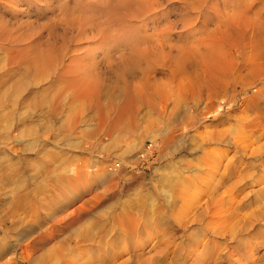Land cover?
Returning <instances> with one entry per match:
<instances>
[{
	"label": "rangeland",
	"instance_id": "374dc122",
	"mask_svg": "<svg viewBox=\"0 0 264 264\" xmlns=\"http://www.w3.org/2000/svg\"><path fill=\"white\" fill-rule=\"evenodd\" d=\"M126 1L0 0V264H112L118 256L130 264H196L213 218L197 211L211 196L223 207L239 177L234 193L242 204L230 220L236 235L228 228L212 235L216 249L235 247L236 260L217 264H241L250 251L255 263L242 264H264V72L245 60L264 41V0H191L196 8L182 0ZM228 19L232 26L215 33ZM50 43L60 52L44 66L28 48ZM206 58L238 66L236 85L218 98L205 87ZM73 81L96 101L70 88ZM120 114L128 115L118 123ZM25 196V205L16 203ZM89 225L94 240L79 233ZM158 235L171 239L168 251L155 250ZM54 250L67 257L60 261Z\"/></svg>",
	"mask_w": 264,
	"mask_h": 264
},
{
	"label": "bare ground",
	"instance_id": "6f19581e",
	"mask_svg": "<svg viewBox=\"0 0 264 264\" xmlns=\"http://www.w3.org/2000/svg\"><path fill=\"white\" fill-rule=\"evenodd\" d=\"M14 1V0H13ZM17 2H25V1H32V0H16ZM38 1V0H37ZM122 0H120V2H121ZM125 0H123V2H124ZM263 1V0H262ZM122 2V3H123ZM127 2H129L128 0L126 1V3ZM146 2V1H145ZM182 2L187 6V4H188V6L191 8L192 6H193V8H196V6H195V4H194V2H192L191 0H182ZM32 4H34V3H32ZM119 4H121V3H119ZM123 4H125V2L123 3ZM116 5V4H115ZM118 5V4H117ZM237 7V6H236ZM239 7V6H238ZM111 8H113V6L111 7ZM114 8H117V7H114ZM113 8V9H114ZM121 8V7H120ZM113 9H111V10H113ZM118 10V9H117ZM242 11V10H241ZM167 14H169V12L167 13ZM231 16V15H230ZM239 17V16H238ZM232 21V22H231ZM224 20V22H222V23H220L219 22V24H217L216 25V32L215 33H217V32H219V31H223V32H225V30L227 29V28H229V26H232V24L234 23V20ZM64 24V23H63ZM222 24H224V26H223V28H222ZM228 25V26H227ZM76 26V25H75ZM169 26H171V22L169 21V20H167V23H166V27L168 28ZM5 27V26H4ZM166 28V29H167ZM164 31H166V30H164ZM5 34H4V36L2 37L3 38V40H6V39H8L9 37H10V34H11V31L8 29V28H6L5 29ZM259 33V32H258ZM169 34V32H168V30L166 31V35H168ZM1 38V39H2ZM11 39V38H10ZM48 47H47V49L46 50H40V49H38V47L37 46H35V47H30V48H28L29 50L30 49H32L33 50V52L36 54V59H37V57L41 60V63L45 66V63L47 64V62H45L47 59H48V57H52L53 56V51H55L56 53H58L57 55H59V49H56V47H55V45L54 44H52V43H50V45H47ZM64 46V45H63ZM259 48L256 50V51H254V53H253V58L250 60V59H245L246 60V63H250V62H252L254 65H253V70L256 72V71H258V72H264V63H254V61L255 60H258V61H261L262 62V60H264V41H262V39H261V41H260V44H259V46H258ZM62 49V48H61ZM153 49H154V47H153ZM155 50V49H154ZM27 51V49H25L23 52H26ZM58 51V52H57ZM156 51V50H155ZM236 51V50H235ZM63 52H64V50H63ZM239 52V51H238ZM237 52V53H238ZM55 53V54H56ZM243 53V52H242ZM64 54V53H63ZM63 54H61V55H63ZM237 56V55H236ZM239 56V55H238ZM13 57V58H12ZM12 59H16L17 58V56H16V53L14 54V55H12ZM210 57H212V56H210ZM36 59L34 60V62L33 63H35L36 62ZM209 61H208V60ZM52 60H54V59H52ZM51 60V61H52ZM206 61H208V62H206V63H204L205 64V67H206V71H207V77H206V80H205V87H206V89H208V91H210L211 92V95L212 96H214L215 98H218V97H220V95L221 94H225L227 91H228V89L230 88V86L232 85V86H234L233 84H235V81L234 82H232L231 81V74H232V72L233 71H235L236 69H237V64L235 63V59H232V60H229L228 62H219V60L217 61V60H215L214 61V59L213 58H206L205 59ZM48 61V60H47ZM53 62V61H52ZM54 63V62H53ZM31 66V65H30ZM43 66V67H44ZM49 68V67H48ZM34 70V69H33ZM44 70V69H43ZM49 71V70H48ZM40 72V71H39ZM43 73H44V71H43ZM40 75H41V73H40ZM63 75H64V73H63ZM36 76V75H35ZM55 76H56V74H55ZM38 77V76H37ZM40 77V76H39ZM84 77V76H83ZM36 78V77H35ZM41 78V77H40ZM78 79V78H77ZM83 79V78H82ZM38 80V82H39V78L37 79ZM84 80V79H83ZM80 81V80H79ZM92 83V82H91ZM57 83H53V85H52V88H56L57 87V85H56ZM60 85V84H59ZM71 85V86H70ZM70 88H76V87H80V89H82L83 90V92H84V97L85 98H88V99H90L91 101H96V99H95V97H94V95H92L93 97H90L89 95H88V93L90 94V91H88L89 90V88L87 87V86H84V85H80V84H76V82L74 83V81L72 82V83H70ZM236 85V84H235ZM22 86V85H21ZM68 86V85H67ZM90 86H92V84L90 85ZM59 87V86H58ZM82 87V88H81ZM83 88H85V89H83ZM182 89H184L183 87H181ZM79 89V88H78ZM180 89V88H179ZM248 89V88H247ZM82 92V91H81ZM178 92H180V91H178ZM177 92V93H178ZM59 93V92H58ZM246 93V92H245ZM162 94V93H161ZM180 94V93H179ZM165 95V94H164ZM96 96V95H95ZM85 98H82V99H84L85 100ZM160 98H161V96H160ZM182 98V97H181ZM95 99V100H94ZM162 99V98H161ZM89 102V101H88ZM150 102H152V101H150ZM166 102L167 101H165V104H166ZM82 103V105L84 106V105H86V103H84V102H81ZM161 103V102H160ZM92 104V103H91ZM162 105V104H161ZM103 110H106V112L104 113L105 115L106 114H108V112L110 111L109 110V108L108 109H103ZM109 110V111H108ZM120 112V111H119ZM104 115V117H106ZM128 115V114H127ZM126 114L125 115H122V114H120L118 117H117V122L118 123H120V122H122V120L127 116ZM127 118V117H126ZM125 118V119H126ZM103 119V118H102ZM248 118H246V120H247ZM250 120V119H249ZM256 118L255 117H253L252 119H251V121H249L250 123H251V125L252 126H255V124H256ZM126 120H124V122H125ZM129 122V121H128ZM130 122H131V120H130ZM250 123H249V125H250ZM131 125H132V123H131ZM250 125V127H252ZM130 126V125H129ZM247 127H249V126H247ZM73 170V171H72ZM219 172V171H218ZM232 171H229L228 173H227V176H229L231 179H233L235 176H234V171H233V173H231ZM75 173V171H74V169H70V171H69V174L70 175H73ZM207 173V172H206ZM205 174V173H204ZM224 174H226V173H224ZM236 174V173H235ZM238 174V173H237ZM200 175V174H199ZM207 175V174H206ZM239 176V175H238ZM208 177V176H207ZM210 178V177H209ZM213 178V177H212ZM201 179H202V177H201ZM239 179H240V177H239ZM239 179H237L238 181H239ZM193 180V179H192ZM196 180V179H195ZM213 180V179H212ZM237 180H235V181H237ZM198 181V180H197ZM203 181V180H202ZM219 182L220 181H225V177H224V175H220V180H218ZM229 181H230V179H229ZM238 181L237 182H233L232 183V186H230V185H228V190H227V192H226V196H227V194H228V196H227V198H229L228 200H227V203L225 202L224 203V205H223V207H220V206H216V205H219L220 204V200L221 199H219V202L216 204H214V202L215 201H213L214 200V198L211 196L210 197V199H209V201L207 200L204 204L205 205H203V203H202V205L200 206V213H199V211H197L198 212V214L196 215L197 216V218H198V216L199 217H202V215L204 214V216H206L205 215V213L207 214V213H211V214H213V218L212 219H209V221H208V219H207V221H206V227H207V231L208 230H210L211 231V237H209V238H207V236H206V238L204 239H202V247L201 248H203L200 252H198V254H197V257H196V259H198L197 261L195 260V262H196V264H198V261L200 260L201 261V264H203V262H213L214 264H217V261L218 260H221V259H223V258H226V260L225 261H228V259L232 256H235V255H233V252L234 251H236L235 250V247L233 248L234 250L232 251L231 249L232 248H230V249H228L227 247H226V249L225 250H223V251H226V253L223 255L222 254V252L223 251H221V250H219V249H216L217 248V243L218 242H216L215 240H214V238H213V236L212 235H214V237H216L215 235H216V233H217V236H221V234H219L218 235V233H223V234H228V229L231 231V236H235L236 235V232H237V229L239 228V225H237V222H234L235 220L234 219H236V215H235V213H236V210H238V208H239V204L241 203V201H237V195L234 193V192H238L239 191V184H238ZM179 182V181H178ZM213 182H215V181H213ZM207 183H209V182H207ZM207 185V184H206ZM213 185V184H212ZM243 185V184H242ZM214 186V185H213ZM210 187V186H209ZM217 189V188H216ZM72 190V189H71ZM210 190V189H209ZM201 191V190H200ZM203 191V190H202ZM211 191H213V190H211ZM71 192V191H70ZM214 192V191H213ZM207 193H209V192H207ZM210 194V193H209ZM250 194V193H249ZM24 195V194H23ZM186 195V194H185ZM215 195V194H214ZM26 197L27 196H25V197H20V198H18L17 200V204H19V205H25L23 202H27V200H26ZM220 198H224L223 196H219ZM215 198H216V195H215ZM199 199V198H198ZM224 199H226V198H224ZM247 198L245 197V200H246ZM215 200H218V199H215ZM225 201V200H224ZM223 201V202H224ZM244 202V201H243ZM199 204H201V203H199ZM242 204V203H241ZM222 205V204H221ZM263 205V204H262ZM264 206V205H263ZM263 206H261V208L263 207ZM18 207V206H17ZM195 208L197 207V208H199L198 206H194ZM20 208H22L21 206H20ZM257 210V213H256V211H255V213L256 214H258V210H259V208L258 209H256ZM261 210V209H260ZM154 211V210H153ZM252 211V210H251ZM126 213V212H125ZM124 212H123V214L124 215H130V214H132L131 212H127V214H125ZM246 213V212H245ZM247 213H248V211H247ZM250 213V212H249ZM259 214H261V213H259ZM259 214H258V216H259ZM245 216H246V214H244ZM250 215H252V214H250ZM249 215V216H250ZM255 215V214H254ZM262 215H264V212H262ZM196 216H194L195 218H196ZM239 216V215H238ZM249 216H247L248 218H250ZM19 217V216H18ZM119 217V216H118ZM121 217H123V215H121ZM130 217H132V215H130ZM133 217H134V214H133ZM132 217V218H133ZM128 218H129V216H128ZM179 218V217H178ZM191 217H189V219H190ZM204 218V217H203ZM135 219V218H134ZM133 219V220H134ZM149 219V218H148ZM148 219H147V221H148ZM162 220H163V218H161ZM185 220V218H182V220ZM231 219H233L232 221H230ZM239 219H240V217H239ZM244 219V218H243ZM120 220V219H119ZM118 219H117V221H119ZM150 220V219H149ZM161 220V221H162ZM176 220H178V219H176ZM196 220V219H195ZM237 220V219H236ZM242 220V219H241ZM246 219H244L243 221H245ZM95 221V220H94ZM174 221H175V219H174ZM186 221H187V219H186ZM185 221V222H186ZM189 221V220H188ZM188 221L186 222V223H188ZM191 221V223H193L192 222V219L190 220ZM205 220H203V222H204ZM240 221V220H239ZM243 221H242V223H243ZM120 222V221H119ZM119 222L117 223L116 221H115V223H117V224H119ZM122 222V221H121ZM152 222H153V220H152ZM158 222H160L159 220H158ZM158 222H156V224L158 223ZM163 222V224H165V222L164 221H162ZM246 222V221H245ZM100 223V222H99ZM161 223V222H160ZM239 223H241V222H239ZM93 224V223H92ZM97 224V223H96ZM127 224V223H126ZM132 224H135V223H132ZM130 225V226H132L133 227V225ZM156 224H154V225H156ZM176 224V223H175ZM182 224V223H181ZM189 224H190V222H189ZM249 224V223H248ZM137 225V224H136ZM167 225H168V223H167ZM193 225V224H192ZM242 224H240V228H242V226H243V229L244 230H248V227L251 225H246V224H244V225H242ZM92 226L93 225H89V226H84V228H82V229H79V233H84L85 235H83V236H85V237H87V239H89L90 238V240L93 238V236H94V234H93V230H92ZM117 226V225H116ZM122 226V225H121ZM123 226H126V225H123ZM122 226V227H123ZM128 226V225H127ZM129 226V227H130ZM135 226V225H134ZM138 226V225H137ZM141 226H143V225H140V227ZM181 226H183V225H181ZM189 226V225H188ZM187 226V227H188ZM56 227V226H55ZM97 227V226H96ZM105 227V226H104ZM104 227H103V229H104ZM107 227V226H106ZM118 227L120 228V225H118ZM122 227L120 228V231H122L121 229H122ZM153 226L151 225V228H152ZM156 227V226H155ZM176 227H177V225H176ZM58 228V227H57ZM94 228H95V225H94ZM127 228V227H126ZM131 228V227H130ZM129 228V229H130ZM157 228V227H156ZM167 228V227H166ZM172 228H173V226H172ZM182 228V227H181ZM184 228H186V226L185 227H183V229ZM228 228V229H227ZM55 229V228H54ZM96 230H97V228H95ZM123 229L125 230V228L123 227ZM131 229H133V228H131ZM136 229V228H135ZM145 229H147V228H145ZM154 229V228H153ZM157 229H159V228H157ZM163 229H165L164 227H163ZM105 230V229H104ZM139 230V229H138ZM140 230H141V228H140ZM155 230V229H154ZM153 230V231H154ZM160 230V231H159ZM158 231H159V233L158 234H160V232H162L161 231V229H159ZM224 230H225V232H226V230H227V233H224ZM242 230V229H241ZM242 231L241 233H246L245 231ZM101 231V230H100ZM130 231V230H129ZM137 231V230H136ZM147 231H149L148 229H147ZM229 231V232H230ZM123 232V231H122ZM121 232V233H122ZM127 232V231H126ZM131 232V231H130ZM141 232V231H140ZM139 232V233H140ZM149 232H152L151 231V229H150V231ZM157 232V231H156ZM172 232H174V231H172ZM209 232V231H208ZM136 232H134V230H133V234H135ZM146 234H147V232H145ZM155 233V232H154ZM198 233H199V231H198ZM130 234V233H129ZM129 234H127V235H129ZM138 234V232L135 234V236ZM145 234V235H146ZM149 234V233H148ZM147 234V236H149ZM169 234V233H168ZM206 234H208V233H206ZM230 234V233H229ZM102 235V234H101ZM153 235V234H152ZM167 235V234H166ZM170 235V234H169ZM172 236H170L171 237V239H173V234H171ZM193 235H195V236H197L196 234H194L193 233ZM248 235V234H247ZM50 236V235H49ZM99 236H100V234H99ZM134 236V237H135ZM154 236H155V234H154ZM159 236V235H158ZM176 236V235H175ZM192 236V235H191ZM225 237H226V235H224ZM229 236V235H228ZM242 236V235H241ZM45 238H46V236H44ZM96 237H98V235L96 236ZM121 237V236H120ZM120 237H119V239H120ZM132 237V236H131ZM139 237V236H138ZM151 237V236H150ZM150 237H148V238H150ZM156 238H158L157 236H155ZM159 237H161V236H159ZM170 237H168L169 239H170ZM177 237V236H176ZM222 237H223V235H222ZM225 237H223L224 239H225ZM45 238H43V237H41V239H45ZM80 238V237H79ZM95 238V237H94ZM94 238L92 239V240H94ZM100 238H102L103 239V237H100ZM126 238V237H125ZM142 238H144V235H142ZM161 238L163 239V241L161 240ZM160 238V240L159 241H157L158 243H157V246H156V249L155 250H157V252L158 253H160V252H164L165 250L166 251H168L167 250V248H170L171 247V243H172V241H171V239L170 240H167V239H165L164 238V236L163 237H161ZM231 238V237H230ZM47 239H48V237H47ZM82 239V238H81ZM86 239V238H85ZM116 239V238H115ZM138 239V238H137ZM137 239H135V241L136 242H133V241H131V242H133V243H136L137 244ZM141 239V238H140ZM155 239V238H154ZM165 239V240H164ZM221 239V238H220ZM40 240V239H39ZM43 240H41L42 242H43ZM46 240V239H45ZM80 240V239H79ZM78 240V241H79ZM84 240V239H83ZM82 240V241H83ZM130 240L131 239H129V241L128 242H130ZM133 240V239H132ZM147 241H145V242H150V240L148 241V239H146ZM249 240V239H248ZM248 240H246L247 242H248ZM41 241H39V242H41ZM77 241V242H78ZM81 241V242H82ZM123 241H125L126 242V240H123ZM142 241V240H141ZM152 241V240H151ZM175 241V240H174ZM227 241H229V240H227ZM233 241V240H232ZM80 242V243H81ZM84 242V241H83ZM82 242V243H83ZM105 242V241H104ZM104 242H102L103 244H105ZM115 242H119V241H115ZM127 242V243H128ZM153 242V241H152ZM152 242H150V243H152ZM196 242H198V241H196ZM47 243V242H46ZM81 243V245L83 246L86 242H84L83 244ZM97 243V242H96ZM102 243H100L99 245L102 247V248H104L103 246H102ZM114 243V242H113ZM119 243H121V241L119 242ZM124 243V242H123ZM123 243H121L122 244V246L124 245ZM139 243V242H138ZM200 243V242H199ZM249 243H250V241H249ZM38 244V243H37ZM42 244V243H41ZM87 244H89V242L87 243ZM95 244V243H94ZM98 244V243H97ZM156 244V243H155ZM189 244V243H188ZM79 245V244H78ZM78 245H76V246H78ZM86 245V244H85ZM96 245V244H95ZM106 245V244H105ZM108 245V244H107ZM106 245V246H107ZM127 245H129V244H127ZM146 245H149V244H147L146 243ZM152 245V244H151ZM180 245H181V243H180ZM197 245H198V243H197ZM5 246V245H4ZM4 246H1L0 247V252L2 253V250H3V248H4ZM91 246H93L92 248H93V250L95 249L96 251L97 250H99V247L100 246H98V247H96V248H94V245H91ZM90 246V247H91ZM109 246L111 247V244L109 243ZM145 246V245H144ZM150 246V245H149ZM155 246V245H154ZM153 246V247H154ZM177 246V245H176ZM175 246V247H176ZM178 246H179V243H178ZM187 246H191V245H187ZM194 246V245H193ZM193 246H191V247H193ZM220 246V244H218V247ZM85 247V246H84ZM146 247V246H145ZM145 247L143 248V249H145ZM148 247V246H147ZM182 246H180V248H181ZM194 247H196V246H194ZM62 248V247H61ZM81 248V247H80ZM123 248V247H122ZM130 248H131V246H130ZM137 248V247H136ZM140 248V247H139ZM138 248V249H139ZM189 248V247H188ZM77 249V248H76ZM90 249V248H89ZM137 249V250H138ZM183 250H184V247L182 248ZM182 249L180 250L181 252H182ZM196 249V248H195ZM228 249V250H227ZM66 250V249H65ZM69 250V249H68ZM109 250H111V249H109ZM114 250V252H115V250L116 249H113ZM123 250V249H122ZM126 250V249H125ZM130 250V249H129ZM133 250V249H132ZM131 250V251H132ZM185 250H186V248H185ZM193 250V249H192ZM246 250V249H245ZM251 250V249H250ZM254 250V249H253ZM55 251V253L57 252L58 253V251H56V250H54ZM76 251V250H75ZM74 251V252H75ZM82 251V250H81ZM117 251V250H116ZM139 251V250H138ZM137 251V252H138ZM144 251V250H143ZM152 251V250H151ZM178 251V250H177ZM188 251H189V249H188ZM194 251V250H193ZM196 251H197V249H196ZM196 251H194V252H196ZM246 251H249V249L248 250H246ZM245 251V252H246ZM53 252V251H52ZM60 252V251H59ZM77 253L79 252L78 250L76 251ZM76 252H75V254H76ZM109 252V251H108ZM140 252V251H139ZM171 252V251H170ZM186 252V251H185ZM184 252V253H185ZM56 253V254H57ZM61 253V252H60ZM63 253V252H62ZM64 253H66V251L64 252ZM63 253V254H64ZM102 253H104V251L102 250ZM101 253V254H102ZM127 253V252H126ZM132 253V252H131ZM130 253V254H131ZM154 253V252H153ZM169 253V252H168ZM167 253V254H168ZM183 253V254H184ZM253 252L252 251H250V252H248V253H245V255H243L242 256V258L244 257V259H245V263H246V261L248 262V263H251V262H253V263H255V260L256 259H254V255L252 254ZM54 254V253H53ZM63 254H59L58 253V256L59 255H63ZM80 254V253H79ZM96 254V253H95ZM105 254V253H104ZM117 254H118V252H117ZM166 254V255H167ZM172 254H174V253H172ZM183 254H182V256H183ZM191 254V253H190ZM195 254V255H196ZM70 255V254H69ZM82 254H80L79 256H81ZM83 255H84V253H83ZM97 255V254H96ZM103 255V254H102ZM107 255L109 256V258H111V256H110V254H108L107 253ZM116 255V254H115ZM122 255V254H121ZM131 255H133V254H131ZM142 255V254H141ZM165 255V256H166ZM170 255V254H169ZM180 255H181V253H180ZM179 255V256H180ZM188 255V254H187ZM237 255V254H236ZM242 255V254H241ZM90 256V255H89ZM53 257V256H52ZM60 257V256H59ZM58 257V258H59ZM63 258H66L67 257V255H66V257H64V255L62 256ZM62 257H60V261H61V259H63ZM83 257V256H82ZM94 257H95V255H94ZM115 257V256H114ZM121 257V256H120ZM131 257V256H130ZM231 257V258H232ZM57 258V257H56ZM84 258V257H83ZM82 258V259H83ZM96 258V257H95ZM106 258V257H105ZM108 258V257H107ZM123 258V257H122ZM129 258V257H128ZM143 258H145V256L143 257ZM155 258V257H154ZM173 258H175L176 259V257H173ZM177 258H178V256H177ZM182 258H184V257H182ZM86 259V257L84 258V260ZM125 259H127V258H125ZM132 259V258H131ZM130 259V260H131ZM134 259V258H133ZM141 259V258H140ZM179 259V258H178ZM233 259V258H232ZM244 259H242V260H244ZM21 260H25V258H21ZM100 260V259H99ZM102 261H99L98 263L99 264H108L109 262H111L110 261V259L108 260V262H106L105 260H103V259H101ZM112 260H113V262H112V264H130L129 263V261H126V260H124V261H121V262H119V256L118 257H115V258H112ZM149 260V259H148ZM167 260V259H166ZM172 260V259H171ZM177 260V259H176ZM182 260V259H181ZM180 260V261H181ZM184 260V259H183ZM182 260V261H183ZM230 260V259H229ZM234 260V259H233ZM232 260V261H233ZM235 260H236V258H235ZM234 260V261H235ZM242 260L240 259V263L242 264L243 262H242ZM44 261V260H43ZM51 261V260H50ZM98 261V260H97ZM133 261V260H132ZM161 261H162V259H161ZM223 261V260H222ZM231 261V260H230ZM231 261V262H232ZM46 262H47V260H46ZM93 262H95V259H93ZM131 262V261H130ZM144 262H145V260H144ZM174 262V261H173ZM48 263V262H47ZM63 263V262H62ZM68 264H69V262H67ZM66 263V264H67ZM90 263H91V261H90ZM90 263H88V264H90ZM149 263V262H148ZM176 263V262H175ZM177 263H179V262H177ZM223 263V262H222ZM221 263V264H222ZM226 263V262H225ZM224 263V264H225ZM252 263V264H253ZM257 263V262H256ZM4 264H13V263H11V261L10 262H5ZM65 264V263H64ZM77 264V263H76ZM85 264V263H84ZM95 264V263H94ZM140 264H143V263H140ZM166 264V263H165ZM210 264V263H209ZM228 264H230V262L228 263ZM234 264V263H233ZM263 264V263H262Z\"/></svg>",
	"mask_w": 264,
	"mask_h": 264
},
{
	"label": "built area",
	"instance_id": "2783aa9c",
	"mask_svg": "<svg viewBox=\"0 0 264 264\" xmlns=\"http://www.w3.org/2000/svg\"><path fill=\"white\" fill-rule=\"evenodd\" d=\"M151 147H152V145H150V146L147 147L146 153H149L150 152L149 150H150Z\"/></svg>",
	"mask_w": 264,
	"mask_h": 264
}]
</instances>
